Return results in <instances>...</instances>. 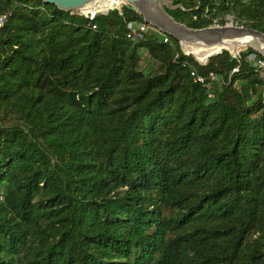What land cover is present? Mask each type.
<instances>
[{
    "label": "trees",
    "instance_id": "obj_1",
    "mask_svg": "<svg viewBox=\"0 0 264 264\" xmlns=\"http://www.w3.org/2000/svg\"><path fill=\"white\" fill-rule=\"evenodd\" d=\"M115 2L130 7L89 19L0 0V264H264V55L201 65L170 34L128 38L146 21L127 0L84 11ZM162 7L188 28L233 16L264 34V0Z\"/></svg>",
    "mask_w": 264,
    "mask_h": 264
},
{
    "label": "water",
    "instance_id": "obj_2",
    "mask_svg": "<svg viewBox=\"0 0 264 264\" xmlns=\"http://www.w3.org/2000/svg\"><path fill=\"white\" fill-rule=\"evenodd\" d=\"M44 2L53 3L63 9H71L74 12H81L85 14V11L79 9V7H83L90 0H42ZM131 4L135 6V10L143 16L144 21L148 22L152 27L156 28L159 32H157V39L163 40L165 34H170L177 38L180 44L183 42H211V39H205L206 35L219 33L227 30V25H216V26H207L203 28H188L183 24L176 22L171 16H169L166 11L162 7V0H128ZM166 3V2H165ZM127 6V5H126ZM129 7V6H128ZM162 14L169 17L171 21L175 23V25H169L166 21H164ZM232 29L240 32V35L247 34H257L259 37L264 38V34L259 30H256L251 27L245 26H233ZM229 51V49L224 48ZM221 52L218 51L217 53ZM216 54V53H215Z\"/></svg>",
    "mask_w": 264,
    "mask_h": 264
},
{
    "label": "bare ground",
    "instance_id": "obj_3",
    "mask_svg": "<svg viewBox=\"0 0 264 264\" xmlns=\"http://www.w3.org/2000/svg\"><path fill=\"white\" fill-rule=\"evenodd\" d=\"M98 1L100 0H90L86 4H84L83 7H79V9L84 11V8L86 6L92 5L93 3H96ZM162 17L164 21H166L169 25H175V23L171 21L169 17L165 16L164 14H162ZM232 27H233L232 25H227L228 29L225 31L206 35L205 39L207 40L211 39L212 40L211 42L200 43V42L185 41L183 42V46L188 45L192 53H193V48H203V49L212 50L210 53H204V54H199V55L193 53L196 56H209L223 48H227V47L238 48V47H243V46L245 47L248 44H251L255 46V48L264 52V38L259 37L257 34H247V35L241 36L240 32H238L235 29H232ZM213 44L214 46H212ZM233 52L236 54L238 53V51H233Z\"/></svg>",
    "mask_w": 264,
    "mask_h": 264
},
{
    "label": "built area",
    "instance_id": "obj_4",
    "mask_svg": "<svg viewBox=\"0 0 264 264\" xmlns=\"http://www.w3.org/2000/svg\"><path fill=\"white\" fill-rule=\"evenodd\" d=\"M128 6V5H127ZM121 7V6H120ZM120 7H116L117 9H119L120 10ZM112 8V7H111ZM109 8H107V9H105V10H99V9H96L95 11H87V12H85V15L89 18V19H93V17H94V14L96 13V12H104V11H107ZM227 17H232L233 18V16H226V20L228 21V19H227ZM234 19V18H233ZM5 20H6V15L5 14H2V15H0V27H1V25L5 22ZM93 28H95V25H93L92 26ZM149 28H154V27H152L149 23H147V22H136V21H130V22H128L127 23V32H126V36L128 37V38H133V39H135V38H141L142 36H143V34L149 29ZM157 32H159L158 30H157ZM163 42H169V39H168V37H167V34H165V36H164V38H163V40H162ZM181 51L184 53V54H186V55H188V54H191L192 56H193V58L196 60V62L198 63V64H201V65H204V64H206L207 63V61L208 60H206V61H200L199 59H197L196 57H195V55L192 53V52H190V51H188V50H186L185 48H184V46H183V44H181ZM229 53L231 54V56L232 57H234V58H236V59H239V57H240V53H234L233 51H230L229 50ZM254 55H252L251 56V58L252 59H254ZM254 65L257 67V69H260V70H264V60H262V59H257V60H255L254 61ZM238 70V68L236 67V68H234L233 70H232V72H235V71H237ZM190 75H191V77H192V80H193V82H195V83H200V84H202L203 86H205V87H209V81H213V82H221V79H220V76H218V75H216V74H214L213 72H208L207 73V76L206 75H202V74H200L198 71H197V69L195 68V67H193L191 70H190ZM209 80V81H208ZM214 96V93L212 92V91H210L209 93H208V97L209 98H212ZM262 102L264 103V94H263V96H262Z\"/></svg>",
    "mask_w": 264,
    "mask_h": 264
},
{
    "label": "rangeland",
    "instance_id": "obj_5",
    "mask_svg": "<svg viewBox=\"0 0 264 264\" xmlns=\"http://www.w3.org/2000/svg\"><path fill=\"white\" fill-rule=\"evenodd\" d=\"M122 5H127V4H125V3H113V4H111V5H106L105 7V9H107V8H111V7H120V6H122ZM129 6V5H128ZM130 7V6H129ZM99 10L101 9V8H98ZM103 9V8H102ZM104 9V10H105ZM134 9V8H133ZM227 19H228V21L225 23L226 25H232V26H237V27H239V26H242L243 27V25H239V23L237 22V21H235L232 17H227ZM216 25H219V24H214V25H212V26H216ZM152 29H155L156 31H157V29L156 28H152ZM212 46H214V44L212 45ZM252 46V47H251ZM248 47H251V48H253V49H255V50H257V51H259V52H262L261 50H259V49H257V48H255V46H253V45H251V44H248V45H246L245 47H240L239 49H238V53H241V52H244L245 50H246V48H248ZM180 48H181V44H180ZM184 48L186 49V50H188V51H190V47L188 46V45H184ZM228 48V47H227ZM224 49V48H223ZM223 49H220V50H223ZM220 50H218V51H220ZM201 51H203V52H211L212 50H208V49H203V48H201ZM218 51H216L215 53H217ZM191 52V51H190ZM215 53H213V54H215ZM212 54V55H213ZM262 54L264 55V52H262ZM211 56V55H210ZM196 57V56H195ZM194 59V58H193ZM195 60V59H194ZM196 61V60H195ZM153 65V62H152V60L148 57V56H146V55H143V60H142V68H144V69H148V67H151Z\"/></svg>",
    "mask_w": 264,
    "mask_h": 264
}]
</instances>
